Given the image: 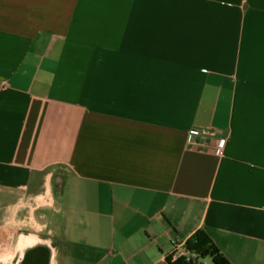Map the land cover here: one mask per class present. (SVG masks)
Segmentation results:
<instances>
[{
	"label": "crops",
	"instance_id": "1",
	"mask_svg": "<svg viewBox=\"0 0 264 264\" xmlns=\"http://www.w3.org/2000/svg\"><path fill=\"white\" fill-rule=\"evenodd\" d=\"M199 230L264 264V0H0V264Z\"/></svg>",
	"mask_w": 264,
	"mask_h": 264
},
{
	"label": "trees",
	"instance_id": "2",
	"mask_svg": "<svg viewBox=\"0 0 264 264\" xmlns=\"http://www.w3.org/2000/svg\"><path fill=\"white\" fill-rule=\"evenodd\" d=\"M186 248L194 257H178L173 254L167 257L169 264H231L212 238L203 230L197 231L185 243Z\"/></svg>",
	"mask_w": 264,
	"mask_h": 264
},
{
	"label": "built area",
	"instance_id": "3",
	"mask_svg": "<svg viewBox=\"0 0 264 264\" xmlns=\"http://www.w3.org/2000/svg\"><path fill=\"white\" fill-rule=\"evenodd\" d=\"M210 134V130H203V131H199V130H192L189 134V138L192 139L195 136H199V135H209ZM219 154H223L222 151L219 152ZM171 254H173L174 256V260L178 257H186L188 260H190L191 258L194 257V255L189 252L186 248V245L184 243H179L176 241L172 242V252Z\"/></svg>",
	"mask_w": 264,
	"mask_h": 264
},
{
	"label": "bare ground",
	"instance_id": "4",
	"mask_svg": "<svg viewBox=\"0 0 264 264\" xmlns=\"http://www.w3.org/2000/svg\"><path fill=\"white\" fill-rule=\"evenodd\" d=\"M35 246V242H32V241H26V242H23L21 245H20V249H25V248H30V247H33Z\"/></svg>",
	"mask_w": 264,
	"mask_h": 264
},
{
	"label": "rangeland",
	"instance_id": "5",
	"mask_svg": "<svg viewBox=\"0 0 264 264\" xmlns=\"http://www.w3.org/2000/svg\"><path fill=\"white\" fill-rule=\"evenodd\" d=\"M36 245V244H35ZM25 258V255L23 253L19 254V260Z\"/></svg>",
	"mask_w": 264,
	"mask_h": 264
}]
</instances>
